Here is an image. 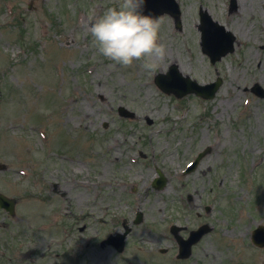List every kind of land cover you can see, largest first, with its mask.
I'll return each mask as SVG.
<instances>
[{"label": "rangeland", "instance_id": "1", "mask_svg": "<svg viewBox=\"0 0 264 264\" xmlns=\"http://www.w3.org/2000/svg\"><path fill=\"white\" fill-rule=\"evenodd\" d=\"M235 1L180 0L182 31L165 15L129 38L128 0H0V191L19 199L17 216L0 210V264H173L151 249L173 219L214 227L194 264H264L250 239L264 226V96L251 90L264 89V0ZM201 6L238 40L216 66L201 50ZM172 63L224 84L214 99L166 94L154 77ZM138 210L126 255L81 251L83 234L121 229Z\"/></svg>", "mask_w": 264, "mask_h": 264}, {"label": "water", "instance_id": "2", "mask_svg": "<svg viewBox=\"0 0 264 264\" xmlns=\"http://www.w3.org/2000/svg\"><path fill=\"white\" fill-rule=\"evenodd\" d=\"M134 2L136 3L135 7L138 12V14H134V17H138L140 14H142L141 17L143 18V24L139 26L137 31L149 28L150 25L153 24L155 20L163 13L169 12L175 14L174 11L177 10V6L173 2V0H134ZM130 17H133V15H131ZM137 31H133V33H136ZM167 79L163 76H160L157 81L164 90L171 91L173 90L172 82ZM193 89L198 90L197 87ZM178 93L179 95L183 94V92ZM4 202H10L12 203V205L14 204L13 200L8 199L0 194V204H3Z\"/></svg>", "mask_w": 264, "mask_h": 264}, {"label": "bare ground", "instance_id": "3", "mask_svg": "<svg viewBox=\"0 0 264 264\" xmlns=\"http://www.w3.org/2000/svg\"><path fill=\"white\" fill-rule=\"evenodd\" d=\"M237 13H239V12H237ZM263 26H264V24H263Z\"/></svg>", "mask_w": 264, "mask_h": 264}]
</instances>
